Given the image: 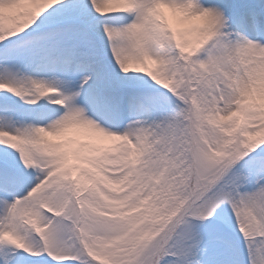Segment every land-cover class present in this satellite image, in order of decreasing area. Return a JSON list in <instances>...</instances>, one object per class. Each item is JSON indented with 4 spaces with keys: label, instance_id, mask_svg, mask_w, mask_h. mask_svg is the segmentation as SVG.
Masks as SVG:
<instances>
[{
    "label": "snow or ice",
    "instance_id": "obj_1",
    "mask_svg": "<svg viewBox=\"0 0 264 264\" xmlns=\"http://www.w3.org/2000/svg\"><path fill=\"white\" fill-rule=\"evenodd\" d=\"M0 264H264V0H0Z\"/></svg>",
    "mask_w": 264,
    "mask_h": 264
}]
</instances>
